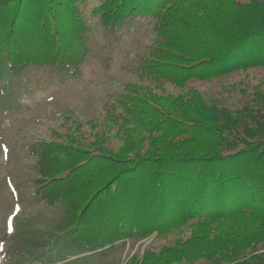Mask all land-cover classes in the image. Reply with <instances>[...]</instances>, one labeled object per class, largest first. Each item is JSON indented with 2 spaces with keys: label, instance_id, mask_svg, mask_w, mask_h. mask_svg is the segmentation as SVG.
<instances>
[{
  "label": "trees",
  "instance_id": "trees-1",
  "mask_svg": "<svg viewBox=\"0 0 264 264\" xmlns=\"http://www.w3.org/2000/svg\"><path fill=\"white\" fill-rule=\"evenodd\" d=\"M87 1L0 0V65L80 74L88 27L78 4ZM91 13L107 25L151 17L154 40L134 66L149 85L127 84L105 106L121 131L117 150L104 130L85 142L88 128L74 121L30 142L35 193L61 201L78 254L156 232L172 238L122 264H264V94L254 91L256 108H229L187 86L264 67V0H98ZM77 181L80 200L68 193Z\"/></svg>",
  "mask_w": 264,
  "mask_h": 264
},
{
  "label": "rangeland",
  "instance_id": "rangeland-1",
  "mask_svg": "<svg viewBox=\"0 0 264 264\" xmlns=\"http://www.w3.org/2000/svg\"><path fill=\"white\" fill-rule=\"evenodd\" d=\"M97 2L78 4L88 27L84 37L87 53L80 74L71 77L58 66L35 65L12 73L7 61L0 65V146L7 145L8 149L5 157L0 147V264H122L133 252L157 249L172 238L152 232L141 239H118L103 253L78 254L83 249L70 238L72 228L65 226L67 215L61 201L50 203L35 193L36 158L29 152L30 142L56 139L74 121L88 128L85 142L104 130L106 146L117 150L122 145L118 137L121 131L104 118L105 106L113 104L127 84L149 85L138 78L134 66L154 40L151 17L129 13L119 23L107 25L91 13ZM191 85L229 108H256L260 99L254 91L264 94V67L207 82L189 81L187 86ZM168 90L179 92L176 88ZM116 113L121 116L118 106ZM93 120L97 127L89 123ZM83 185L77 181L69 188L72 199L80 200L84 195ZM16 205L20 210L13 214ZM9 216L13 217L11 233ZM185 232L184 236L188 235V229Z\"/></svg>",
  "mask_w": 264,
  "mask_h": 264
},
{
  "label": "snow or ice",
  "instance_id": "snow-or-ice-1",
  "mask_svg": "<svg viewBox=\"0 0 264 264\" xmlns=\"http://www.w3.org/2000/svg\"><path fill=\"white\" fill-rule=\"evenodd\" d=\"M0 147L3 148V151L5 153V157H6L7 156V151H8L7 145H3V146H0ZM19 210H20L19 205H16L13 214H15L16 212H19ZM7 219H8V223H7L8 231H9V233H11L12 231H14V229L12 227L13 217L9 216ZM2 247H3V245H2V243H0V249H2Z\"/></svg>",
  "mask_w": 264,
  "mask_h": 264
}]
</instances>
